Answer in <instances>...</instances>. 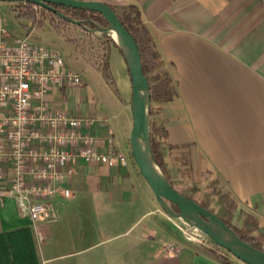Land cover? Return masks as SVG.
I'll use <instances>...</instances> for the list:
<instances>
[{
    "label": "crops",
    "instance_id": "obj_1",
    "mask_svg": "<svg viewBox=\"0 0 264 264\" xmlns=\"http://www.w3.org/2000/svg\"><path fill=\"white\" fill-rule=\"evenodd\" d=\"M93 1L136 8L160 56L159 70L171 79V100L150 103V133L172 184L179 170L191 184L213 182L218 195L234 201L232 228L264 249V0ZM104 40L109 80L97 70L109 97L95 96L81 76L82 86L54 89L46 99L80 119L102 116L104 122L83 130L99 152L126 164L77 158L57 185L70 197L49 200L52 222L33 223L14 199L0 198V264H245L188 243L157 204L131 158L127 66ZM168 243H179L180 252L165 255Z\"/></svg>",
    "mask_w": 264,
    "mask_h": 264
},
{
    "label": "built area",
    "instance_id": "obj_2",
    "mask_svg": "<svg viewBox=\"0 0 264 264\" xmlns=\"http://www.w3.org/2000/svg\"><path fill=\"white\" fill-rule=\"evenodd\" d=\"M82 85L81 75L57 50L28 36H13L0 23V198L14 199L20 214L33 223L55 220L49 200L54 195L70 197L69 190L57 185L72 174L77 158L107 167L126 164L111 151L99 152L95 137L84 132L93 123L104 122L102 116L80 119L48 106L49 92ZM107 133L111 143L112 131ZM179 229L188 243L229 255ZM180 250L179 243L163 247L167 256Z\"/></svg>",
    "mask_w": 264,
    "mask_h": 264
},
{
    "label": "water",
    "instance_id": "obj_3",
    "mask_svg": "<svg viewBox=\"0 0 264 264\" xmlns=\"http://www.w3.org/2000/svg\"><path fill=\"white\" fill-rule=\"evenodd\" d=\"M5 3H29L53 10L51 5L94 12L106 22V26L92 23L93 29L84 27L88 33L104 35L120 51L127 66L131 81L129 113L132 127L129 133L131 158L141 177L146 181L157 204L164 214L179 228L205 242L225 250L245 264H264V252L257 250L239 237L218 216L181 195L168 182L156 164L150 147V89L142 71L137 44L128 33L113 9L93 0H0ZM60 15V13H57ZM61 18H66L60 15ZM72 24L81 22L70 20ZM170 205L176 207L174 210Z\"/></svg>",
    "mask_w": 264,
    "mask_h": 264
},
{
    "label": "rangeland",
    "instance_id": "obj_4",
    "mask_svg": "<svg viewBox=\"0 0 264 264\" xmlns=\"http://www.w3.org/2000/svg\"><path fill=\"white\" fill-rule=\"evenodd\" d=\"M2 3L6 6L4 9L5 17H1L2 23L8 28L11 34L18 37L28 36L33 42L57 50L61 54L64 62L86 80L95 96L100 98L99 96L103 94L109 97L111 92L104 83L102 74L97 70V68L100 69L99 67L102 65L101 63L106 53L103 45L105 40L102 36L92 33L88 34L87 31L78 25L49 15L48 12L42 10L40 7L34 8L16 3ZM8 5H10L17 16L23 15L26 12H34L35 17H23V19L21 17H13ZM126 7L127 5L116 6V12L122 15V9H126ZM127 10L129 11V9ZM66 15L75 21L93 19L88 14L82 17L72 12H66ZM95 22L100 24V26H104L99 21L95 20ZM74 47L79 51L78 55ZM149 78L153 81V73H149ZM110 97L113 98V96ZM180 172L182 171L179 170L176 176H172L173 184L177 187L178 191L185 196H189L203 203L214 214L225 217L223 209L218 203V189L215 185H212L213 182L199 186L194 183L191 184L188 176L180 174Z\"/></svg>",
    "mask_w": 264,
    "mask_h": 264
},
{
    "label": "trees",
    "instance_id": "obj_5",
    "mask_svg": "<svg viewBox=\"0 0 264 264\" xmlns=\"http://www.w3.org/2000/svg\"><path fill=\"white\" fill-rule=\"evenodd\" d=\"M16 4H20L22 6H32L33 7V5H30L29 3H16ZM51 7L53 8V10H48V9H44V8H42V10L48 12L49 15L60 18L61 20L65 21V22H70V20H74V19L69 18L66 15V12H72L75 15H81L82 17H85V14H88L90 16V18H93V19L78 20L79 22H81V25H79V27H81L83 29H84V27H87L89 29H93L94 27H93L92 23L97 24L95 22V20L103 23V25L106 26L105 20L97 13L75 10V9H70V8H65V7L55 6V5H51ZM112 9L116 13V15L119 18V20L121 21L122 25L125 27V29L128 31V33L132 36V38L135 40V42L137 44L140 59H141L142 71H143L144 75L147 77V80L149 83L151 102L152 101H158V102L170 101L173 94H174L171 79L169 78V76L167 75L166 72H162L159 70L160 66H161L160 56L154 49V45H153L152 39H151L148 31L145 29V27L141 23L138 10L133 6H127L126 9L125 8L122 9V15H121V14L117 13L114 8H112ZM127 9H129V11ZM57 13H60V15H63L66 18H61V16L58 15ZM17 17H21L22 19H23V17L34 18L35 14H34V12H26L23 15H18ZM97 25L100 26V24H97ZM100 36L107 39V37L104 35H100ZM105 58H106V53L104 55L103 62L101 63L102 65L99 68H100V71L102 72L103 76L107 80H109V75L107 72ZM149 73H153V81L150 80ZM150 147H151L153 158H154L156 164L159 166L161 172L164 174V176L166 177L168 182L173 187V184H172L169 176L166 173V170H165V167L163 164V160H162V154H161L157 144L152 139L151 133H150ZM180 194L184 195L182 193H180ZM186 197H188L189 199H192L193 201H195L198 205H200L204 209H207V207L203 203L198 202L189 196H186ZM218 203L220 204L221 208L223 209L225 217H220L216 214L215 215L218 216L219 219L222 220L223 223H225L229 228H231L239 237H241V239H243L245 242H247L253 248H255L257 250H261L264 252V249L262 248L261 245H258L257 243L253 242V240L251 238H248L246 236L241 235L238 231H236L230 225L228 217H230L232 215V212L235 208V204H234L233 199L228 197L227 195H218ZM170 206L174 210L176 209L175 206H173V205H170ZM208 211L213 213L211 210H208Z\"/></svg>",
    "mask_w": 264,
    "mask_h": 264
}]
</instances>
